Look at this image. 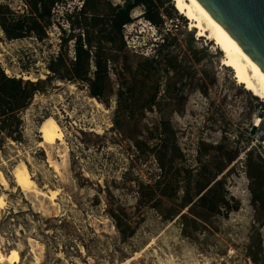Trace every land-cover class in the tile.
Returning <instances> with one entry per match:
<instances>
[{"label":"rangeland","instance_id":"obj_1","mask_svg":"<svg viewBox=\"0 0 264 264\" xmlns=\"http://www.w3.org/2000/svg\"><path fill=\"white\" fill-rule=\"evenodd\" d=\"M79 2H54L47 23L40 20V38L33 31L8 38L0 26L3 71L44 77L47 61L64 48L68 61L70 33L82 36L92 28L75 15ZM156 2V25L142 16V3L129 10L123 49L108 59L107 84L98 96L89 94L86 80L51 77L18 111L20 139L0 135V174L8 180H0V264H253L246 244L261 239L264 250V208L250 201L244 163L248 148L254 160L264 156V100L237 82L220 50L190 28L172 0ZM0 5L10 20L28 9L25 0ZM120 83L131 91L124 94L129 100L118 103ZM49 116L61 127V141L40 137L38 127ZM159 142L170 151L176 145L175 160L191 167L205 153L217 154L209 145L232 155L218 175L234 208L185 235L177 215L159 214L169 203L157 209L139 204L136 181L156 177ZM19 162L34 187L15 184L12 171ZM112 211L134 226L124 238ZM17 249L24 254L20 262Z\"/></svg>","mask_w":264,"mask_h":264},{"label":"trees","instance_id":"obj_2","mask_svg":"<svg viewBox=\"0 0 264 264\" xmlns=\"http://www.w3.org/2000/svg\"><path fill=\"white\" fill-rule=\"evenodd\" d=\"M25 1L28 4L27 11L13 20L6 18L5 12L8 10L0 5V26L8 38L19 37L32 31L34 36L40 38L43 34V25L40 20L46 18L45 23H47L53 3L62 0ZM138 3L143 5L141 12L143 17L155 25L160 22L156 0H123L120 4L112 5L106 0H81L80 6L74 10L75 15L82 16L83 22L89 21L92 28L90 31L86 30L85 34L82 32V36L70 33L73 35L72 58L66 61L62 55L65 48L62 51L58 50L56 55L47 61L45 76L35 79L7 75L0 66V135L13 140L20 139L18 111L28 104L36 91L43 89L45 81L51 77L86 80L89 84V94L98 96L107 84L108 59L113 57L115 52L123 49L122 24L131 20L129 10ZM96 26L98 27L95 28ZM67 38L63 37V44ZM163 39L162 37L157 43L161 44ZM91 46L92 49H90ZM150 61V58H146L148 65ZM91 62L93 69L89 76L87 73ZM120 86L121 83L116 92L118 103L121 99L129 100L130 95L124 94L131 91L129 85H126L124 89H120ZM153 96V94L150 95L145 102L152 101ZM140 105L144 106V102ZM113 121L115 122L114 119ZM207 147L216 149L217 154L205 153V158H197V164L191 167L175 160L179 157L178 154L172 153L176 150V145L170 151L165 143L159 142L155 153L156 177L148 181H136L138 203H147L155 209L162 203H169L168 210L159 211V214L163 219H170L177 215L181 232L185 235L202 226L210 216L226 213L234 208L228 203L224 180L221 175H218L232 155L222 151L220 145ZM248 151L249 148L244 151L247 153L244 163L245 173L249 178L250 201L255 207L263 209L264 156L258 155L254 160ZM112 216L114 227L121 238L132 232L134 226L128 222L122 223L115 212ZM257 224L260 227L262 221L259 220ZM261 242L262 240L258 239L246 244L245 254L253 264H264V250ZM17 251L20 262L24 254L21 250L17 249Z\"/></svg>","mask_w":264,"mask_h":264},{"label":"water","instance_id":"obj_3","mask_svg":"<svg viewBox=\"0 0 264 264\" xmlns=\"http://www.w3.org/2000/svg\"><path fill=\"white\" fill-rule=\"evenodd\" d=\"M216 36L264 80V0H196Z\"/></svg>","mask_w":264,"mask_h":264},{"label":"bare ground","instance_id":"obj_4","mask_svg":"<svg viewBox=\"0 0 264 264\" xmlns=\"http://www.w3.org/2000/svg\"><path fill=\"white\" fill-rule=\"evenodd\" d=\"M172 1L175 9L189 21L190 28L193 27L199 36L205 35L216 45L217 49L222 53L221 63L233 71L237 82L241 83L245 89L256 95L255 97H260L264 100V80L249 64H247L238 54L229 50L216 36L208 15L200 4L196 0ZM38 132L44 143H52L55 140H62L61 127L51 116L43 119L38 127ZM12 176L15 184L19 186L20 189H27L35 186L24 162L16 164L13 168ZM0 180L2 184H6L8 181L2 174H0ZM53 192L54 190H51L50 195H52ZM3 199L0 196V207L2 206Z\"/></svg>","mask_w":264,"mask_h":264},{"label":"built area","instance_id":"obj_5","mask_svg":"<svg viewBox=\"0 0 264 264\" xmlns=\"http://www.w3.org/2000/svg\"><path fill=\"white\" fill-rule=\"evenodd\" d=\"M76 8H78L80 6V2L78 3V5H75ZM126 23H123L122 24V28L125 26ZM69 54L71 55V58L73 57V50L72 51H69ZM93 69V65H92V62L90 63V70ZM7 74V73H6ZM8 75V74H7Z\"/></svg>","mask_w":264,"mask_h":264}]
</instances>
